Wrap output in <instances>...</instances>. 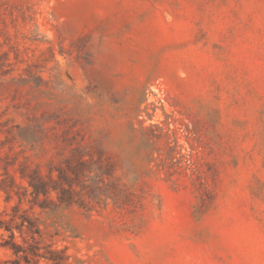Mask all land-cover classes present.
<instances>
[{
  "label": "rangeland",
  "instance_id": "374dc122",
  "mask_svg": "<svg viewBox=\"0 0 264 264\" xmlns=\"http://www.w3.org/2000/svg\"><path fill=\"white\" fill-rule=\"evenodd\" d=\"M14 244L264 264V0H0V264H52Z\"/></svg>",
  "mask_w": 264,
  "mask_h": 264
},
{
  "label": "trees",
  "instance_id": "16d2710c",
  "mask_svg": "<svg viewBox=\"0 0 264 264\" xmlns=\"http://www.w3.org/2000/svg\"><path fill=\"white\" fill-rule=\"evenodd\" d=\"M36 190V189H35ZM9 249L12 250V253L15 256H19L20 253H22V258L25 260V262H29V259L31 258H43L52 264H60V256L56 253H49V255H43L38 253V249L35 246H31L28 249H23L22 247L18 245H11L8 247Z\"/></svg>",
  "mask_w": 264,
  "mask_h": 264
}]
</instances>
